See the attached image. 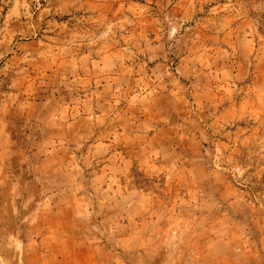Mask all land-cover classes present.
<instances>
[{
    "label": "rangeland",
    "instance_id": "1",
    "mask_svg": "<svg viewBox=\"0 0 264 264\" xmlns=\"http://www.w3.org/2000/svg\"><path fill=\"white\" fill-rule=\"evenodd\" d=\"M0 264H264V0H0Z\"/></svg>",
    "mask_w": 264,
    "mask_h": 264
}]
</instances>
